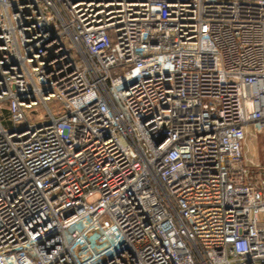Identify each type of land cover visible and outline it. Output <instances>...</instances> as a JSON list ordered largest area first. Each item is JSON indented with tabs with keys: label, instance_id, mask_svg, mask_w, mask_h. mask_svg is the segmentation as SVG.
Segmentation results:
<instances>
[{
	"label": "built area",
	"instance_id": "built-area-1",
	"mask_svg": "<svg viewBox=\"0 0 264 264\" xmlns=\"http://www.w3.org/2000/svg\"><path fill=\"white\" fill-rule=\"evenodd\" d=\"M264 0H0V264H264Z\"/></svg>",
	"mask_w": 264,
	"mask_h": 264
},
{
	"label": "rangeland",
	"instance_id": "rangeland-1",
	"mask_svg": "<svg viewBox=\"0 0 264 264\" xmlns=\"http://www.w3.org/2000/svg\"><path fill=\"white\" fill-rule=\"evenodd\" d=\"M245 156L250 162L264 163V136L259 135L257 139L249 136L245 145Z\"/></svg>",
	"mask_w": 264,
	"mask_h": 264
}]
</instances>
